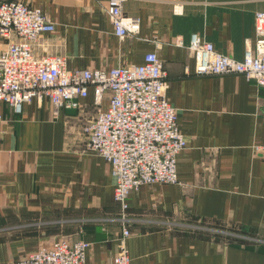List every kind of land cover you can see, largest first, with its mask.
I'll return each mask as SVG.
<instances>
[{
    "label": "crops",
    "instance_id": "obj_1",
    "mask_svg": "<svg viewBox=\"0 0 264 264\" xmlns=\"http://www.w3.org/2000/svg\"><path fill=\"white\" fill-rule=\"evenodd\" d=\"M21 1L54 24L36 53L64 55L67 68L139 64L156 52L187 145L177 181L130 192L122 219L109 163L85 148L83 132L108 92L96 107L90 88L57 114L45 98L20 112L0 101V264L61 237L86 240V261L110 264L125 225L129 264H264V87L242 74H195L187 48L195 33L241 59L264 0H123V13L140 18L138 37L123 39L106 0Z\"/></svg>",
    "mask_w": 264,
    "mask_h": 264
},
{
    "label": "built area",
    "instance_id": "obj_2",
    "mask_svg": "<svg viewBox=\"0 0 264 264\" xmlns=\"http://www.w3.org/2000/svg\"><path fill=\"white\" fill-rule=\"evenodd\" d=\"M122 2L106 0L113 31L120 39L138 37L140 18L125 15ZM173 9L180 11L181 6L175 4ZM53 30L54 24L39 7L0 0V101L20 112L23 103L45 98L57 114L62 107H78L76 99L86 97L90 88L96 107L108 92L106 109L98 110L83 126L85 148L109 163L113 199L125 219L130 192L143 184L177 181V155L187 145L166 94V70L154 51L146 52L139 64L67 68L64 55L35 51L39 36ZM253 31L254 41H246L241 59L218 51L193 33L187 45L195 59L193 72L242 74L264 87V11L255 12ZM128 235L125 225L110 264H129ZM88 246L86 240L61 237L7 264H91L85 258Z\"/></svg>",
    "mask_w": 264,
    "mask_h": 264
},
{
    "label": "rangeland",
    "instance_id": "obj_3",
    "mask_svg": "<svg viewBox=\"0 0 264 264\" xmlns=\"http://www.w3.org/2000/svg\"><path fill=\"white\" fill-rule=\"evenodd\" d=\"M184 222H188L186 224L196 223V224H201V225L214 226L213 228H219V227H221L220 225H218V223H215V222L203 221V220H197V219L195 220V219H192V218H188ZM196 224H189V225H196Z\"/></svg>",
    "mask_w": 264,
    "mask_h": 264
}]
</instances>
